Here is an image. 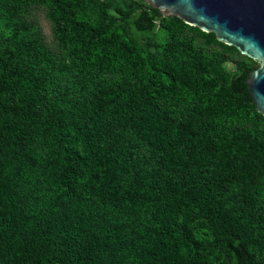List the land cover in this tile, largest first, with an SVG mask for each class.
<instances>
[{
    "label": "trees",
    "instance_id": "obj_1",
    "mask_svg": "<svg viewBox=\"0 0 264 264\" xmlns=\"http://www.w3.org/2000/svg\"><path fill=\"white\" fill-rule=\"evenodd\" d=\"M12 1L0 19L43 5L67 49L56 62L33 39L22 62L0 61V264H264V115L245 82L258 63L147 3ZM230 164L234 193L210 176Z\"/></svg>",
    "mask_w": 264,
    "mask_h": 264
},
{
    "label": "water",
    "instance_id": "obj_2",
    "mask_svg": "<svg viewBox=\"0 0 264 264\" xmlns=\"http://www.w3.org/2000/svg\"><path fill=\"white\" fill-rule=\"evenodd\" d=\"M162 16H177L184 23L234 46L258 66L246 84L258 112L264 115V0H145Z\"/></svg>",
    "mask_w": 264,
    "mask_h": 264
},
{
    "label": "rangeland",
    "instance_id": "obj_3",
    "mask_svg": "<svg viewBox=\"0 0 264 264\" xmlns=\"http://www.w3.org/2000/svg\"><path fill=\"white\" fill-rule=\"evenodd\" d=\"M12 1V0H11ZM114 3H119L121 0H111ZM137 2L138 5L144 6L146 3L145 0H133ZM14 4H19L21 6V10L24 11L27 6L24 0H14L12 1ZM74 5V12H75V18H77L78 21L85 23V24H91L94 22L91 21V19H87L84 16L80 14L82 11L81 9H78L76 7V4ZM7 8L8 10H11V7L5 6L3 10ZM121 9H124L123 6H121ZM6 15H9V18H4L2 17L0 19V45H2V42L4 40V44L10 43L12 46H15L14 48L12 47L11 49L12 54L8 52H3V48L0 47L2 57L0 58V61L4 62L5 65H9V57L16 56L18 57L19 61L22 62L21 58L26 59L25 55L26 53L22 52L23 48H26L27 45L31 44V41L33 39H36L37 41L43 43V48H50L53 49L57 52V56L54 57L56 62H61L63 59L62 53L66 51L67 45L65 43H61L54 39L53 37V32H52V23L49 20V18L46 16V9L43 7V5L35 4L31 8H29L27 11L23 12L24 16L16 17L13 13H7ZM29 18L30 19V28L24 26V18ZM27 24V22H26ZM186 39L191 40V44L193 48H198L201 46H204V41L200 37H195L192 36L190 33H185ZM10 41V42H9ZM159 41L163 44L164 43V36L163 34H159ZM5 46V45H4ZM206 50V49H205ZM136 55L140 56V53L138 50L134 48H128L125 51V55ZM9 55V56H8ZM8 56V58H7ZM211 56H209L210 58ZM247 61H250L249 59H246ZM214 61V59L212 60ZM215 69L223 70V69H232L234 67V63L229 62V61H221L218 60L214 63ZM59 78L63 79L64 73H58ZM29 79V78H28ZM32 81V80H30ZM172 128H179L182 130L183 133H190L189 129L183 122H177L173 125H171ZM230 168L231 172L228 173H220V172H214L211 170L210 176L213 179V181L218 184L222 185L224 189L228 190L231 193H234V190L231 188H228V185L230 183L231 179L237 178L236 175L240 174V172L237 171L239 169L237 165L235 164H230L228 165ZM221 181V182H218ZM224 182V183H223ZM242 202L244 208L247 207L246 213L250 219V222L253 224H256L258 226V230L263 228L262 223L260 222H253L256 218V216H253V198L252 196H244L243 199H240ZM188 232L192 235V237L196 240L198 245L205 249L207 252L212 254L210 252V248L208 246L207 240L205 239V232L209 231V225L203 220V219H193L192 221L189 222L188 226ZM182 253H186V249L181 250Z\"/></svg>",
    "mask_w": 264,
    "mask_h": 264
}]
</instances>
